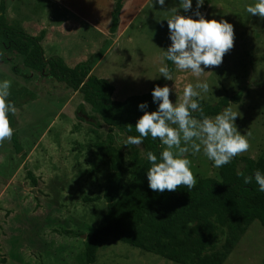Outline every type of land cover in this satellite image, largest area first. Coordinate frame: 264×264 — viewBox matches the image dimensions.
Here are the masks:
<instances>
[{
	"label": "rangeland",
	"instance_id": "374dc122",
	"mask_svg": "<svg viewBox=\"0 0 264 264\" xmlns=\"http://www.w3.org/2000/svg\"><path fill=\"white\" fill-rule=\"evenodd\" d=\"M0 1L7 5L8 22L15 28L21 22L31 26L52 16L48 45H42L43 58L60 57L61 49L76 56L94 54L92 74L114 87V101L168 86L169 99L175 104L186 84L207 82L211 90L202 92L199 102L212 105L223 97L229 99L227 107L241 114L234 121L237 130L241 135L250 133L249 151L235 158L255 160L263 151L264 19L246 11V6L257 0H208L207 4L204 0L199 9L192 0L188 12L180 8V0H165L163 7L156 0H133L142 2L139 12L132 17L133 12L118 16L114 36L108 34V9L113 0H61L68 12L55 8L57 0ZM172 8L192 19H198L194 15L198 10L206 20L223 19L233 25L234 47L220 66L204 68L205 74L197 78L190 70L180 71L173 65V80L164 79L159 72L165 65L161 50L167 51L171 45L167 20ZM62 21V28L53 26ZM21 59L0 50V82L11 81L8 101L17 111L10 112V121L21 147L16 153L11 140L0 144V264H85V236L106 211L101 194L108 166L94 148L103 141L106 129L95 128L90 124L94 121L85 117L78 121V93L24 68ZM235 95L238 99L233 102L230 97ZM83 108L86 116L97 118L88 106ZM126 140L118 135L114 144L123 156V182L129 177L131 160L143 158L141 146L125 145ZM160 147L163 150L165 146L160 142ZM188 158L196 180L218 178L203 147L195 155L190 152ZM26 171L32 174L34 186ZM94 264L175 263L107 241L97 250ZM220 264H264V230L256 220L235 237Z\"/></svg>",
	"mask_w": 264,
	"mask_h": 264
},
{
	"label": "trees",
	"instance_id": "16d2710c",
	"mask_svg": "<svg viewBox=\"0 0 264 264\" xmlns=\"http://www.w3.org/2000/svg\"><path fill=\"white\" fill-rule=\"evenodd\" d=\"M123 1L113 0L108 26L111 36L116 33ZM208 2L205 0L206 4ZM43 35L42 30L36 36H30L8 24L0 1V50L13 52L22 58L24 68L47 75L68 90L77 92L79 103L75 118L83 122L85 117L94 121L90 124L95 128L104 126L106 129L103 141L94 144L108 166L101 194L106 211L85 236V264H94L97 250L107 241L127 244L175 264H220L232 241L252 221L256 220L264 230V192L259 191L254 179L252 183H244V176H254L257 170L264 173V149L255 160L237 157L217 168V179L200 178L191 190L181 186L175 192L160 193L148 187L146 173L151 164L147 152L152 151L159 157L162 151L160 141L149 136L140 145L142 160H131L129 177L123 182V156L114 146L116 136L127 139L139 135L135 125L144 112L138 106L146 103L148 112L158 108L159 102L154 103L151 96L153 90L114 101L111 99L113 87L90 73L88 59L71 68L59 57L44 59L39 44ZM165 64L172 71V62L165 58ZM12 71L19 74L14 68ZM230 99L236 102L238 95ZM228 102L229 99L223 97L212 105L199 103L205 116L214 117L228 106ZM84 105L97 118L86 116ZM193 115L201 118L198 112ZM8 118L11 119L10 113ZM11 144L16 153L21 152L14 133ZM238 171L244 176H238ZM25 176L34 186L32 174L26 171ZM63 234L73 236L69 231H63Z\"/></svg>",
	"mask_w": 264,
	"mask_h": 264
},
{
	"label": "clouds",
	"instance_id": "9594fccd",
	"mask_svg": "<svg viewBox=\"0 0 264 264\" xmlns=\"http://www.w3.org/2000/svg\"><path fill=\"white\" fill-rule=\"evenodd\" d=\"M156 3L163 7L165 0H156ZM203 3L204 0H196V8L199 9ZM180 8L188 12L192 8V0H180ZM246 11L264 19V0L247 5ZM171 12V18L167 20L171 45L167 51L161 50L166 60L171 61L177 70H190L197 78L205 74L204 68L220 66L224 55L234 47L233 25L223 19L206 20L198 10L194 13L198 19L178 14L177 8H172ZM159 72L164 79L173 80L167 64L160 67ZM10 88V80L0 82V144L10 141L14 133L8 117L17 109L8 101ZM210 90L207 82L188 83L182 97L173 104L169 99L171 89L155 86L151 96L154 103L159 102L157 110L146 111V103L138 106L144 112L135 125L139 135L129 136L125 145L140 146L145 138L151 136L165 146L159 157L152 151L147 152L151 167L146 174L151 190L163 193L175 192L181 186L193 189L196 177L188 154L200 153L202 147L204 155L213 161L216 168L249 151L250 133L241 135L234 123L241 115L237 110L227 107L214 117L204 115L199 100L202 92ZM194 112H198L201 118H196ZM127 127L131 131L132 126ZM237 175L244 176V173L238 171ZM253 179L259 191L264 192V173L257 170L254 176H244V183H252Z\"/></svg>",
	"mask_w": 264,
	"mask_h": 264
},
{
	"label": "crops",
	"instance_id": "0c3cea01",
	"mask_svg": "<svg viewBox=\"0 0 264 264\" xmlns=\"http://www.w3.org/2000/svg\"><path fill=\"white\" fill-rule=\"evenodd\" d=\"M141 5H142V2L134 3L133 0H124L123 3H122L121 9L119 11V16H121L123 13H128V12H133L131 17L133 15H137ZM3 7H4V16H5L6 22L8 24H10L8 22L9 21V14H7L8 13L7 5L4 6V4H3ZM58 7H60L63 11H66V12L69 11L68 8L65 7L64 4H62L61 0H57L56 1L55 8L57 9ZM109 7L110 8L108 9V11H109L108 24H109V21H110V11H111V8H112L111 3L109 4ZM52 19H53L52 16L50 18H47L46 20L45 19L44 20L40 19V21H38L36 25L32 24L31 26H29L30 23L21 22L20 25H19L20 26L19 29L22 30L25 34H28L30 36H36L40 31L43 30L44 31V35H43V38L39 42V44L41 46V49H42V52H43V46L44 45H48V42H49L50 31L52 30V26H51L52 24L50 22L52 21ZM120 20H121V18H120ZM130 20H131V18H129L126 21V23L129 22ZM84 23L88 24V25H91V23L89 21L88 22L84 21ZM126 23L124 24L123 27H125ZM63 24H64V22L62 21V22H60V24H56V25H53V26H57V27L62 28ZM119 26L120 25H118V27ZM54 28L55 27H53V30H55ZM118 33H119V30H118ZM99 35L102 36L101 33ZM58 53H61V56L58 54L60 56L59 58H61L63 63L69 68L73 67L75 64H77L79 62L85 61L88 58V60L90 62V73L92 74L94 65L96 64L95 61H92V59L94 60V58H93L94 54H91V55L88 54V56H84V55L83 56H76V55L70 54L69 52L66 53L62 49H61V52H58ZM43 57H44V55H43ZM113 91H114V87H113ZM111 97H112V95H111ZM168 262H170V261H168Z\"/></svg>",
	"mask_w": 264,
	"mask_h": 264
},
{
	"label": "water",
	"instance_id": "95a60500",
	"mask_svg": "<svg viewBox=\"0 0 264 264\" xmlns=\"http://www.w3.org/2000/svg\"><path fill=\"white\" fill-rule=\"evenodd\" d=\"M82 237H84V235Z\"/></svg>",
	"mask_w": 264,
	"mask_h": 264
}]
</instances>
